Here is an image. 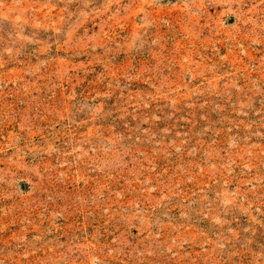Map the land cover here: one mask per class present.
<instances>
[{
    "label": "rangeland",
    "instance_id": "374dc122",
    "mask_svg": "<svg viewBox=\"0 0 264 264\" xmlns=\"http://www.w3.org/2000/svg\"><path fill=\"white\" fill-rule=\"evenodd\" d=\"M0 264H264V0H0Z\"/></svg>",
    "mask_w": 264,
    "mask_h": 264
}]
</instances>
